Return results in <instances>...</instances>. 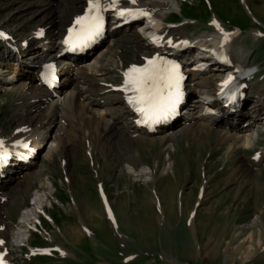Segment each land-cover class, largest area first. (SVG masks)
I'll return each instance as SVG.
<instances>
[{
	"label": "rangeland",
	"instance_id": "obj_1",
	"mask_svg": "<svg viewBox=\"0 0 264 264\" xmlns=\"http://www.w3.org/2000/svg\"><path fill=\"white\" fill-rule=\"evenodd\" d=\"M26 2L0 0V27L19 34L17 24L28 16L27 7L32 4ZM179 2L182 14L175 11L168 20L181 21V30L187 34L219 24L230 30L239 28L235 45L252 47L247 61L254 71L262 67L260 74L264 73V40L260 43L252 38L257 31L264 34V1ZM185 3L192 9L184 7ZM145 37L140 34L139 40L128 38L124 45H113L115 58H139L145 51L138 41L144 43ZM215 75L212 72L210 78L219 77ZM261 78L264 82V76ZM15 98L14 91L0 94L3 136L9 135L19 122L16 115L22 105ZM112 111L122 113L119 106ZM69 115L75 121L72 130L78 137L67 135L60 153L53 152L50 158L40 161L61 204L53 203L46 214L39 213L37 230L32 231L29 245L24 248L26 253L30 247L58 248L42 264H125L123 258L127 255L134 256L131 264H264V165H248L264 144V127L260 126L259 135L257 131L252 137L251 145L256 138L253 146L230 155L216 138L206 136L187 145L188 140L179 132L172 141L173 159L165 162L159 141L135 146L125 143V137L131 134L130 120L118 130L119 135L106 143L96 137L86 139L81 130L77 134L76 126L81 128L79 117ZM64 123L68 125L66 120ZM127 164L135 167L136 175L128 173ZM203 165L207 166L205 174ZM189 169L194 173L190 174ZM100 186L112 216L105 212ZM15 189L10 190L14 195L5 210L9 221L17 220L21 200H30L29 193L23 196L20 189ZM4 235L13 239L9 231ZM60 248L68 254L63 255ZM13 252L12 257L18 258V248L10 253ZM26 264L40 263L32 259Z\"/></svg>",
	"mask_w": 264,
	"mask_h": 264
},
{
	"label": "bare ground",
	"instance_id": "obj_2",
	"mask_svg": "<svg viewBox=\"0 0 264 264\" xmlns=\"http://www.w3.org/2000/svg\"><path fill=\"white\" fill-rule=\"evenodd\" d=\"M26 1L32 4L27 7L28 16L17 24L19 25L18 35L31 40V44L27 50L20 54L11 53L5 45L0 46V94L8 90L14 91L17 97V99L15 98L16 101L18 100L22 105L20 112L16 115L19 122L12 135L5 138L4 142L8 145L10 151L18 150L20 158L28 159L32 153L36 152L35 157L30 158L27 166L17 164L13 169H10L11 172H7L4 177L0 178V225L10 231L14 228L16 242L24 241L26 236L28 237L29 230L32 229V226L28 227L32 217L36 219L38 212L46 214L47 207H53L52 203L61 204L52 194L54 184L47 177L39 159L50 158L53 152L60 153L64 148V140L67 135L73 138L78 137L72 130L75 121L69 113L77 115L79 117L77 119L81 122V128L79 129L77 126L75 128L77 134L81 130L83 137L89 140L96 137L99 141L108 143L115 135H119L118 130L125 126V120L130 112L122 101H119L117 93L112 90V85L108 84L106 80L111 74L121 72L124 63L117 64L110 53L109 44H123L126 38L139 40L140 35V31H136L129 26L122 27L106 41L108 45L100 48L90 60H81L74 64L66 60L62 67L65 70L63 84L53 95L36 84L37 73L47 59L60 52L59 40L61 35L65 33V23L68 18L71 19L81 10L83 0ZM110 2L111 0L107 4ZM120 2L119 0L116 6L122 5ZM75 4L77 7H71ZM133 5L148 12L149 16L153 17L152 20L155 21V24L152 25L154 26L153 31L151 29L147 30V33L153 34V39L150 40L147 51L157 52L159 58L160 56L167 57L171 51L168 39L176 41L179 38H185V34L175 32V24H171L174 21L168 20L172 16V12L180 9L178 0H136ZM69 6L72 8L71 13H68ZM167 21L171 23H167ZM32 24H35L36 27L32 26L30 28ZM41 31H45V38L40 39V42H35V40H39L38 37ZM141 32L143 31L141 30ZM163 36L167 41L163 43V47L156 50L155 44ZM244 53L245 51L243 52L241 49L238 54L235 51L233 53L235 65L231 68H217L216 72H229L233 76L234 82L247 85V81L250 80L253 74L254 66L249 65L251 63L247 61ZM101 67H105L106 71H100ZM4 72H7V74L1 76L4 75ZM196 77L199 79L198 84H203L204 87L206 86L205 88H208L206 89L207 93L194 95L193 107H189L184 111L177 121V126L168 127L153 134H149L147 131H137L132 126L135 133H132L130 138L125 137L127 139L125 143L135 146L140 142L153 144L159 141L165 162L173 159L175 146L172 141L179 132L188 140L187 145H191L194 140H202L206 136L216 138L221 141V144H225L224 151L228 155L234 151L245 150L246 147L250 146L252 137L257 133L258 128L256 129V127H264V120L261 119L264 117L261 116L264 113V96H258V92H255L256 94L252 96L250 106L229 118L226 117L227 115L223 110L218 108L215 99L213 102L207 100L216 97L217 82L209 81L207 77L193 72L189 73V80ZM262 80L263 78H260L257 81L263 82ZM209 83L211 85H207ZM198 90L201 89H196L194 92L197 93ZM116 105L121 106L122 115L113 114L112 109ZM201 110L204 113H201ZM63 119L68 122V125L63 124ZM20 139L28 143V146L14 147L16 141ZM257 156V160L253 159L248 165H263L264 150L258 153ZM169 164H171V167L173 166L172 162H169ZM126 167L128 173L132 175L137 171L130 164H127ZM206 167V165H203V174L207 172ZM240 169L241 166L235 168V174ZM189 173H194V171L189 169ZM34 184L37 186H34ZM15 188L20 189L23 196L29 193L32 202L30 206L25 205V202L21 200L20 203H22L24 209L18 213V220L12 228V224L5 217L7 202L2 193ZM100 192L104 202L108 203L102 186H100ZM108 204H105V206L109 207ZM109 214L112 216L111 212Z\"/></svg>",
	"mask_w": 264,
	"mask_h": 264
},
{
	"label": "snow or ice",
	"instance_id": "obj_3",
	"mask_svg": "<svg viewBox=\"0 0 264 264\" xmlns=\"http://www.w3.org/2000/svg\"><path fill=\"white\" fill-rule=\"evenodd\" d=\"M131 2L135 4L136 0H131ZM117 3L119 0H111L108 7H115ZM104 8L103 0H88L86 13L76 18V24L80 26L79 30L73 29L79 39L91 38L103 30L102 12ZM137 13L144 16L149 15L143 9L122 8L119 10L120 16ZM158 60L159 58L150 61L148 67L133 66L125 73L127 81L124 90L136 93L129 97V102L137 106V110L149 119H158L174 110L181 95L180 81L183 77L177 71L178 66L164 65ZM2 144L3 141H0V145Z\"/></svg>",
	"mask_w": 264,
	"mask_h": 264
}]
</instances>
